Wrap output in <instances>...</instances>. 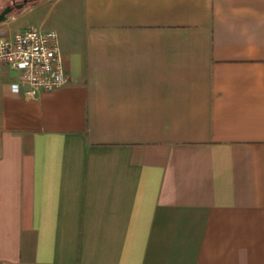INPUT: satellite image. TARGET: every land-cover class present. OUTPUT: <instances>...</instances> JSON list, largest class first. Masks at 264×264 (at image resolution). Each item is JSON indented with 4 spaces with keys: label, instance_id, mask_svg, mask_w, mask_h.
I'll list each match as a JSON object with an SVG mask.
<instances>
[{
    "label": "crops",
    "instance_id": "obj_1",
    "mask_svg": "<svg viewBox=\"0 0 264 264\" xmlns=\"http://www.w3.org/2000/svg\"><path fill=\"white\" fill-rule=\"evenodd\" d=\"M34 7L69 80L0 64V263L264 264V0Z\"/></svg>",
    "mask_w": 264,
    "mask_h": 264
},
{
    "label": "built area",
    "instance_id": "obj_2",
    "mask_svg": "<svg viewBox=\"0 0 264 264\" xmlns=\"http://www.w3.org/2000/svg\"><path fill=\"white\" fill-rule=\"evenodd\" d=\"M0 64L18 72L12 89L29 98L69 80L54 29L30 26L15 30L11 36L0 35Z\"/></svg>",
    "mask_w": 264,
    "mask_h": 264
},
{
    "label": "rangeland",
    "instance_id": "obj_3",
    "mask_svg": "<svg viewBox=\"0 0 264 264\" xmlns=\"http://www.w3.org/2000/svg\"><path fill=\"white\" fill-rule=\"evenodd\" d=\"M34 5V3L27 5L23 9L8 15L5 20L13 21L12 27L10 28H15L16 26H19V28L32 26L37 29H51L53 27L51 11L44 12L40 10V7L35 9L36 7H34Z\"/></svg>",
    "mask_w": 264,
    "mask_h": 264
},
{
    "label": "flooded vegetation",
    "instance_id": "obj_4",
    "mask_svg": "<svg viewBox=\"0 0 264 264\" xmlns=\"http://www.w3.org/2000/svg\"><path fill=\"white\" fill-rule=\"evenodd\" d=\"M38 1L39 0H0V12L6 10L5 16L7 18V16L13 12L23 9L27 5L35 4Z\"/></svg>",
    "mask_w": 264,
    "mask_h": 264
},
{
    "label": "water",
    "instance_id": "obj_5",
    "mask_svg": "<svg viewBox=\"0 0 264 264\" xmlns=\"http://www.w3.org/2000/svg\"><path fill=\"white\" fill-rule=\"evenodd\" d=\"M5 13H6V10H3L2 12H0V20L6 19Z\"/></svg>",
    "mask_w": 264,
    "mask_h": 264
},
{
    "label": "trees",
    "instance_id": "obj_6",
    "mask_svg": "<svg viewBox=\"0 0 264 264\" xmlns=\"http://www.w3.org/2000/svg\"><path fill=\"white\" fill-rule=\"evenodd\" d=\"M5 264H8V263H5Z\"/></svg>",
    "mask_w": 264,
    "mask_h": 264
}]
</instances>
